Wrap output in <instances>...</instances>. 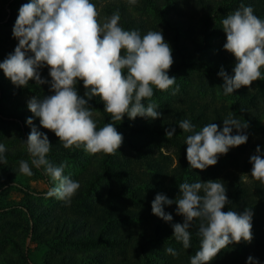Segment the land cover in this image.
I'll list each match as a JSON object with an SVG mask.
<instances>
[{
	"label": "clouds",
	"instance_id": "9594fccd",
	"mask_svg": "<svg viewBox=\"0 0 264 264\" xmlns=\"http://www.w3.org/2000/svg\"><path fill=\"white\" fill-rule=\"evenodd\" d=\"M128 3L135 5L137 0H128ZM120 20L117 10L101 22L91 0H29L19 8L12 30L18 45L0 63V69L17 87H27L30 80H35L37 85L50 83L54 94L42 99L34 96L27 107L65 149L75 147L83 148L90 155H115L122 146L124 138L115 123L98 128L93 108L88 103L94 97L103 102L104 111L113 122L122 121L125 116L130 120L138 116L155 120L162 116L158 105H145L144 101L153 97L154 88L167 91L175 85L176 77L168 74L174 64L172 48L161 30H149L142 36L138 30L122 28ZM222 27L226 33L223 47L236 60L234 75L229 76L223 69L218 73L224 80L223 92L229 95L264 80V19L256 16L251 6L241 5L222 20ZM44 67L48 68L50 82L41 78L39 70ZM80 81L84 96L77 90ZM178 92L179 86L172 95ZM27 123L31 125L32 119ZM178 126L189 133L185 144L191 169L203 171L216 165L220 155L248 140L243 132L248 124L231 113L223 119L222 130L215 123L196 130L187 119L179 121ZM174 133V127L166 130L169 139ZM23 142L31 156V166L43 167L46 175L59 182V186L50 188L46 195L70 204L80 184L63 174L66 164L55 166L47 159L52 146L48 136L33 127ZM6 152V146L0 143V164H7ZM260 152L257 146L256 154L250 157L251 177L264 185V157ZM19 172L33 175L25 160L19 162ZM179 191L175 200L158 193L151 209L152 214L171 222L173 216L165 212L164 206L176 204V213L183 217V223L172 225V237L182 243L184 249L191 247L190 229L194 222H199L196 235L200 246L190 257V264H210L229 245L252 242L253 212L249 208L243 213L223 211L231 203L223 181L183 182L179 184ZM165 252L174 257L178 255L172 247H167ZM248 264H253V257H248Z\"/></svg>",
	"mask_w": 264,
	"mask_h": 264
},
{
	"label": "rangeland",
	"instance_id": "374dc122",
	"mask_svg": "<svg viewBox=\"0 0 264 264\" xmlns=\"http://www.w3.org/2000/svg\"><path fill=\"white\" fill-rule=\"evenodd\" d=\"M14 1L0 2V35L3 37L12 33L19 14L16 10L15 15H13L11 3ZM91 2L96 5L101 22L106 17L111 16L106 10L109 5L112 3L126 4L129 11L136 17V22L144 24L143 31L145 34L149 30H161L165 40L168 43L171 42L170 46H173V42L170 40L172 38L171 34L168 33L171 32V29L168 30L162 24L163 22L157 23L156 27H154L151 24L152 21L155 22L152 16L147 15L144 11L135 12L136 7L134 6L137 5V8H139L141 3L138 4L137 2L135 5H130L128 0H91ZM180 5L182 15L178 16L173 13H170V15L175 18H181V21L185 24L193 23L194 26L198 25L205 12L199 1L189 0V3L181 1ZM235 10L237 9L228 11L227 14ZM215 21L213 22H218V20ZM182 26L186 27V25ZM193 34L197 36V42L201 43L204 41V38L196 30L195 32L193 31ZM187 42L189 41L187 40ZM210 43L224 46L226 37L214 35ZM7 44L8 51L5 55L0 53V63L7 58V54L13 53L18 45V43H14L10 39H7ZM202 51L205 52V49L203 48ZM176 53L173 46V57L177 56ZM198 59L196 57L197 64L191 66H202ZM39 71L41 78L50 82L51 77L48 74V68L44 67ZM0 74L4 75L2 69H0ZM34 82L36 81L34 80ZM199 82L196 73H186L184 71V73L180 74L178 82L176 81V84L167 91H163L158 98L152 97L150 100H145V105L148 103L156 104L158 105L157 110L162 113L160 118L153 121L170 117V113L174 108L186 110L193 107L201 110L200 108H203V105H208L209 107V109L207 108L204 111L206 116H213L214 112L226 115L224 108L226 106L232 108L235 104L234 100L222 96L216 89L212 93L199 91ZM4 84L6 88L8 86L10 89L15 86L7 77ZM177 86H179V92L176 95H172L173 90ZM38 88L40 89L31 88L30 90L18 91L15 96L10 91L1 92L0 90V106L9 108L5 113L0 110V143H3L7 148L5 153L7 164H0V258L8 254L12 255L14 259L25 257L27 261L23 264H60L62 259L65 258L63 254L66 252H77L80 254L84 251L88 253L89 250H96L105 254L106 258L102 257L101 262H96L93 258L92 264H104L106 261L117 264L123 256L126 261L129 260L134 263L135 257H133L134 252L131 247L121 251L108 244L109 241L87 247L76 246L71 243L64 244L60 243L59 240V242H56L54 227L53 229H50V227L53 224L52 221L63 222L64 216H68L72 220L80 216L87 218L90 224L98 223L99 221L96 217L101 216L102 208H108L113 212L119 210L137 212V204L140 201L137 198L139 196L144 198L146 193V185H143L141 178L147 179L151 173L155 172L154 166L161 168L164 171L167 182L174 185V191L171 193L173 200L180 195L179 184L183 182L193 183L199 180L206 182L208 180H225L226 178L229 180L238 179L240 187L246 189L249 195H254L256 184H260L259 181L251 177L252 164L250 163V157L256 154L257 146L260 147V154L264 157V115H262L264 114V88H260L256 82H253L249 89L256 96L253 108L258 109V112L263 117L258 120H247L242 116V119H239L242 123L248 124V127L243 130L244 134L248 136V140L241 146L231 148L225 158L218 159L217 164L212 166V168L217 170L216 173H213L208 168L201 171L189 167L186 158L187 145L185 144L186 136L189 133H184L182 129H177L171 139L166 134L150 135L148 132L140 133L136 127V124L140 122V117L138 116L134 120L124 117L122 121H108V123H115L117 131L124 138L122 146L115 155L104 153L90 155L83 148L77 149L75 147L65 149L53 132L45 130V134L52 145L47 159L55 166L66 164L64 173H67L71 179L78 181L80 184V188L72 197L70 204H66L55 196L48 197L46 194L49 189L58 187L59 182L53 181L50 176L46 175L43 167L36 168L31 166V156L27 152L26 144L23 142L28 137L25 132H31L32 125L38 123L40 125L39 118L35 117L27 107L29 99L34 96L42 99L45 96L54 94L50 90V83L42 84ZM77 90L81 96H84L85 89L82 85L77 84ZM11 96L14 97V100L11 99ZM21 104L24 106L21 108L24 113L19 111ZM93 111L98 128L103 127L105 123L101 124L103 120L101 113L96 108H93ZM29 118L32 119L31 125L27 123ZM218 125L220 129L221 125ZM233 134H236L235 129H233ZM61 151H65V153L61 154ZM21 160L29 162L33 172L32 176H26L19 172V162ZM184 163L188 165V171L192 173V176L188 180L187 176H184L182 182H180L181 179L178 177V173H182L180 166ZM75 203L77 205L73 208L72 206ZM61 206H65V210H62ZM30 207L37 208L36 213H30ZM32 214H35L36 218L40 216L42 223H37V220L31 216ZM95 226L97 225L95 224ZM111 227L107 223L102 225L103 229H110ZM113 228L115 233L118 230L124 234L130 230L131 233L141 237V234L137 231L138 224H130L128 220L119 219L113 225ZM257 234L259 236L262 235L261 243L263 246L250 249L245 253L240 251L222 252L221 250L217 257L212 260V264H248L249 256L253 257V264H255V261H259V264H264V231L262 234ZM107 240V238L103 239L104 242ZM49 241L56 242L57 249L52 247L55 243ZM166 248L167 246L163 245L164 251ZM184 251L187 252L189 249H184ZM182 253L188 255L183 251ZM223 253H226V257H223ZM165 254L167 253L165 252ZM167 255L170 256V254ZM160 261L155 257H151L150 264H159Z\"/></svg>",
	"mask_w": 264,
	"mask_h": 264
},
{
	"label": "trees",
	"instance_id": "16d2710c",
	"mask_svg": "<svg viewBox=\"0 0 264 264\" xmlns=\"http://www.w3.org/2000/svg\"><path fill=\"white\" fill-rule=\"evenodd\" d=\"M9 1L10 0H0L1 3ZM181 1L189 3V0H138V4L141 3V5L139 8H137V5L134 7H136L135 12L144 11L147 15L154 18L155 22H151L152 26L156 27L155 25H157V23L160 24L163 22L162 24H164L168 30L171 29V32L168 33L171 34L172 38L170 40L173 42L177 56L173 57L174 64L168 73L169 76L176 77V81L178 82L180 74L184 73V71H186V73H196V76L200 81L198 84L199 91H208L212 93L216 89L222 96H226L234 100L235 104L232 108H228L227 106L224 108L226 115H222L220 112H214L213 116H206L204 111H206L207 108L209 109V107L208 105H203V108H200L201 110H197L198 108L193 107L186 110L174 108L170 113V117L159 121H153L151 119L140 117V122L136 124L139 132H148L150 135L166 134V130H170L173 127L175 130L180 129L178 126L179 121L184 119L191 121L195 125L196 130H200L208 123H215L217 125L220 124V130H222L223 119L227 118L230 113L236 119H242L241 117L243 116L247 120H258L263 117L262 115L264 114L261 115L258 112V109L253 108L256 96L251 93L248 87H241L240 89L234 90L233 94H224L222 88L224 80L218 75V73L221 69H223L229 76L234 75L233 69L235 67L236 60L231 53L227 52L225 49L222 50L224 48L223 46L210 42H212V37H214V35H223V37H226V33L222 27V20L227 17L228 11L238 9L241 5L251 6L254 9V14L259 18L264 19V0H198L199 4L205 9V12L196 26H194L193 23L185 24L181 21V18H175L173 15H170V13L178 16L182 15V8L180 5ZM28 2L29 0H15L12 2L11 9L13 15H15L14 13L16 10L19 12L21 5ZM106 10L111 15L117 10L119 11L121 16L119 23L125 30H138L142 36L145 34L143 31L145 27L144 24H138L136 22V17L129 11L126 4L112 3ZM212 20H218V22L215 23L216 21L213 22ZM182 25H186V27ZM193 29H195L199 35L204 38V41L201 43L197 42V36L193 34V31L195 32ZM5 37L0 35V53L2 55H5L8 51L7 39L12 40L14 43H18V40L13 37L12 33H10L9 36L6 34ZM187 40L189 42H187ZM169 44H171V42H169ZM173 46L171 45L172 49ZM203 48L205 49V52L202 51ZM213 51L215 52L213 53ZM9 54H7L6 57ZM196 57L199 58L198 60L201 62L202 66H191L197 64V61L195 60ZM262 72H264V68H262ZM4 81H6V77L0 74L1 92L10 91L14 96L16 92L21 90H30L31 88L40 89L38 88L40 85H37L34 80H30L27 87L12 86V89L8 86L6 88ZM255 82L260 88H264V80H257ZM78 85L83 86V82L80 81ZM162 92L163 91L154 88L153 97L158 98ZM11 99L14 100V97L11 96ZM85 99H87V97H85ZM88 103L101 113V117H103L101 124H106L109 120H111L110 114L104 111V104L99 97H94L89 100ZM22 107L24 106L21 104L19 111L24 113L21 109ZM4 108L5 107L2 108V106H0V110L3 113L9 110L7 107L5 109ZM254 117L256 118L254 119ZM28 127L30 128V126ZM33 127H35L37 131L45 134L46 129L39 125V123L32 125L30 131ZM25 134L29 135L30 132H25ZM60 153L64 154L65 151H61ZM226 156L227 154L220 155L219 159H223ZM180 167L182 170L181 174L178 173V177L181 179L180 182H182L184 176H187V180L190 179L189 177L192 176V173L188 171V165L184 163ZM154 169L155 172L151 173L147 179L141 178L143 185H146V193L144 198L143 196H139L137 198L140 200L137 204V212H130L128 210L113 212L108 208H102L103 212L101 216L96 217L99 222H94L98 227L95 226L94 223L90 224V222L87 221V218L77 216L72 220L70 217L64 216L62 219L63 222L52 221L53 224H51L50 227V229H53L54 227V237L56 242L60 241V243L64 244L71 243L72 245L87 247L89 245H100L101 243H107L109 241L108 244L116 249H120L121 251H125V249L131 247L134 252L133 257H135L134 263L129 260L126 261V258L123 256L117 264H150L151 257L161 260L159 264H190V257L196 253L200 246L199 237L196 235L199 222H194L193 227L190 229L192 233L191 247L189 248V251L186 252L184 251L182 243L177 242L174 237H172V225L175 223H183V217L177 215L176 213V204L173 203L172 205L164 206L165 212L173 216V220L171 222H165L161 218L152 214L151 204L155 196L159 193L166 195L169 199H172L171 193L174 191V185L167 182L164 171H162L161 168H158V166L157 168L154 166ZM208 169H211L213 173L217 172V170L212 168V166H209ZM63 174L68 176L67 173ZM221 181L225 183L227 189L226 194L231 202L225 206L223 211L234 210L238 213H243L246 208L251 209L253 212L252 233L254 237L250 244L244 242L232 244L222 250V252L240 251L245 253L250 249L258 248L261 245L263 246L261 243L263 237L262 235L259 236L257 233L262 234L264 231V185L256 184L255 194L249 195V192H247L246 189L240 187L241 185L239 184L238 179L229 180L226 178ZM75 205H77V203H75L72 207L74 208ZM65 206H61L60 208L65 210ZM36 209L37 208L34 209L33 207H30L29 212L36 213ZM31 216L37 220V223H42L40 216L38 218H36L35 214H32ZM45 219L48 221L47 218ZM119 219L125 221L128 220L130 224H138L137 231L141 234V237L131 233L130 230L126 231L124 234L118 230L115 233L113 225L116 224ZM103 223H107L112 227L110 229H103ZM105 238L108 239L106 242L103 241ZM49 242L55 243L52 247L57 249L56 242ZM163 245L172 247L177 251L178 255L175 256V259L173 256L165 254ZM182 251L188 255L182 253ZM223 254V257H226V253ZM63 255L65 258H63L64 260L62 259L60 264H92L93 258L96 262H101L102 257L106 258L105 254L99 253L96 250H89L88 253H85L84 251L80 254L77 252H66ZM25 261H27L25 257L14 259L12 255L10 256L8 254H5V256H1L0 258V264H23ZM104 264L113 263H108L106 261ZM210 264H212V261Z\"/></svg>",
	"mask_w": 264,
	"mask_h": 264
}]
</instances>
